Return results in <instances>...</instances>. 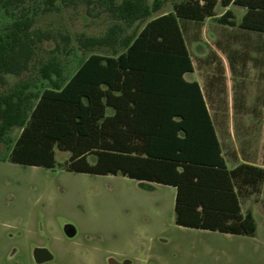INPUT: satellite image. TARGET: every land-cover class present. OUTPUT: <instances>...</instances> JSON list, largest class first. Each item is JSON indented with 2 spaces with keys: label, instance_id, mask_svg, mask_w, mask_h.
I'll list each match as a JSON object with an SVG mask.
<instances>
[{
  "label": "rangeland",
  "instance_id": "374dc122",
  "mask_svg": "<svg viewBox=\"0 0 264 264\" xmlns=\"http://www.w3.org/2000/svg\"><path fill=\"white\" fill-rule=\"evenodd\" d=\"M92 1L56 0L50 7L45 0H0V37L20 20L31 21L30 31L41 36H34L26 70L0 73V96L22 87L28 95L53 89L41 72L47 64L61 70L53 78L65 85L91 55L125 52V37L184 0H143L150 10L157 2L161 8L132 26L111 10V0ZM223 10L219 2L214 17L179 20L194 66L185 77L201 85L229 164L264 165V33L240 27L244 7L233 4V16L224 20ZM114 26L122 28L115 48L81 47V38L103 37ZM21 133L13 130L11 143L0 144V264H38L36 248L54 257L42 264H264V184L249 199L251 188L241 192L244 210H252L257 223L254 236L180 227L175 188L68 171L71 154L59 149L52 169L13 163L10 149ZM66 225L75 227L74 237L66 235Z\"/></svg>",
  "mask_w": 264,
  "mask_h": 264
},
{
  "label": "trees",
  "instance_id": "16d2710c",
  "mask_svg": "<svg viewBox=\"0 0 264 264\" xmlns=\"http://www.w3.org/2000/svg\"><path fill=\"white\" fill-rule=\"evenodd\" d=\"M1 1L8 5L27 0ZM218 3H176L173 12L125 37V52L91 55L65 85L53 78H60L61 70L47 64L41 72L53 89L28 95L22 87L1 95L0 144L11 143L13 130L22 131L10 149V161L52 169L56 149L69 152L64 167L71 172L122 175L175 187V222L180 227L254 236L256 220L251 212L242 213L240 196L246 188L251 193L260 189L264 168H227L201 85L185 77L194 66L179 20L214 17ZM232 4L246 9L242 29L264 33V0H221L224 8ZM111 6L129 26L161 8L157 2L150 10L143 0L120 5L111 0ZM232 16L227 10L222 19ZM31 24L16 21L0 37V73L19 75L28 68L34 36L41 40L30 31ZM120 31L114 26L103 37H83L79 43L84 49L115 48Z\"/></svg>",
  "mask_w": 264,
  "mask_h": 264
},
{
  "label": "crops",
  "instance_id": "0c3cea01",
  "mask_svg": "<svg viewBox=\"0 0 264 264\" xmlns=\"http://www.w3.org/2000/svg\"><path fill=\"white\" fill-rule=\"evenodd\" d=\"M219 2L221 3V0H219ZM232 6H233V4L230 5L229 7H226V8L223 7V9H224L223 12H226L227 10H231V11H232ZM171 12H172V11H171ZM168 13H170V12H168ZM165 14H167V13H165ZM162 15H163V14H162ZM217 135H218V134H217ZM218 138H219V136H218ZM219 141H220V144H221V147H222L223 156H224V158H225L226 166H227L228 169L232 170V169L236 168L237 166H239V165H241V164H251V165H255V166L263 167V168H264V165H258V164H255V163L251 162V161H243V160H241V162L237 163L235 166H231V165L229 164V162H228L226 156H225L224 149H223V145H222V142H221L220 138H219ZM145 183H147V184H152V185H155V184H157V185H162V184L152 183V182H145ZM263 184H264V182L260 185V189H259L257 192L250 193V195L247 196V198L249 199L250 197H254V196L258 195V194H261V193H262V185H263ZM167 186H168V185H167ZM171 187H173V186H171ZM173 188H175V187H173ZM175 189H176V188H175ZM176 194H177V189H176ZM175 203H176V200H175ZM240 203H241V208H242V213H243V214H246L247 212H251V213L253 214L252 210H250V209L247 210V211L244 210V208H243V204H242V197H241V196H240ZM263 204H264V202L262 203V206H263V208H264V205H263ZM253 216H254V214H253Z\"/></svg>",
  "mask_w": 264,
  "mask_h": 264
},
{
  "label": "water",
  "instance_id": "95a60500",
  "mask_svg": "<svg viewBox=\"0 0 264 264\" xmlns=\"http://www.w3.org/2000/svg\"><path fill=\"white\" fill-rule=\"evenodd\" d=\"M65 233L68 237L72 238L76 235V229L72 225L65 226ZM34 258L38 264H42L53 260L52 253L46 248H36L34 251ZM110 264H118L115 260L111 259Z\"/></svg>",
  "mask_w": 264,
  "mask_h": 264
}]
</instances>
